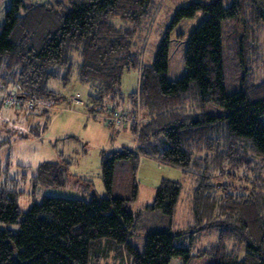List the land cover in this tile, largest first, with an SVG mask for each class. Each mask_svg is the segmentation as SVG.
I'll use <instances>...</instances> for the list:
<instances>
[{
    "label": "trees",
    "instance_id": "trees-1",
    "mask_svg": "<svg viewBox=\"0 0 264 264\" xmlns=\"http://www.w3.org/2000/svg\"><path fill=\"white\" fill-rule=\"evenodd\" d=\"M163 3L11 0L0 22V91L11 89L15 104L30 103V112L48 122L62 99L49 83L66 86L76 74L91 91L85 103L73 97V104L120 129L125 125L113 118L125 114L116 104L124 101L123 74L137 70L128 102L143 121L130 124L135 148L103 152L105 197L44 196L23 212L19 198L28 181L32 192L64 186L68 167L43 162L10 176L0 165V264H170L195 256L212 257L210 264H264V76L258 75L264 0H189L145 62L144 45ZM199 12L206 17L189 35L185 75L169 80V30ZM9 144L0 130V149ZM141 155L193 177L191 230H173L179 182L163 179L153 202L133 209ZM118 179L124 187L114 195ZM139 231H145L142 250L129 241Z\"/></svg>",
    "mask_w": 264,
    "mask_h": 264
},
{
    "label": "rangeland",
    "instance_id": "rangeland-1",
    "mask_svg": "<svg viewBox=\"0 0 264 264\" xmlns=\"http://www.w3.org/2000/svg\"><path fill=\"white\" fill-rule=\"evenodd\" d=\"M24 1L31 4L51 0ZM188 1L162 0L164 5L157 12L151 36L144 45L146 49L143 56L145 62L152 61L169 29L175 11ZM198 1L208 2L209 0ZM228 2L226 1V3ZM10 4L11 0H0V22L4 21L5 11ZM205 17V13L199 12L193 18L182 19L169 30L167 71L169 80H178L185 75V57L189 35ZM260 67L262 69L258 75L261 79L264 76V62L260 64ZM138 81L139 72L137 70H130L123 74L121 88L124 101L123 103L117 101L116 104L118 112L128 114V120L124 128L120 129L107 127L104 119L101 118V113L97 115L98 117L89 116L85 105L73 104V97L85 103L91 91V87L81 82L76 74L66 86L56 80L49 83V88L59 92L62 99L50 108L48 122L41 116L30 112L28 109L30 103L29 105L25 102L20 105L15 104V96L10 94L13 92L11 89L0 91V130L4 137L10 139V144L0 149L2 168L6 167L8 174L13 176L19 173V166H29L31 171H34L43 162H57L68 167L67 182L64 186H42L32 192L30 181H28L25 186L26 192L19 198L21 211H27L33 201L39 202L44 196L88 200L92 196L101 198L108 195L102 179V154L123 147L135 148L137 145V138L131 131L130 124L139 126L143 121V116L140 111L136 116H133L128 96L137 90ZM50 103H52L51 100L42 102L47 107L50 106ZM127 165L129 166V164ZM0 171L1 184L4 171L2 169ZM29 174L30 172L28 176ZM163 179L176 181L182 185L179 203L173 218V230L176 232L191 230L193 225L191 205L194 188L193 177L184 174L178 168L161 164L156 159L145 155L140 156L135 174L138 197L132 204L133 209L139 210L151 204L154 200L156 187ZM119 180H116L113 189L114 195H121L124 187V182ZM213 237L216 238L215 231L211 232L210 239ZM129 241L142 250L145 231H139ZM212 260L213 258L210 256H195L187 263L174 259L170 264H210ZM99 264H113V260L110 259L107 262L100 260Z\"/></svg>",
    "mask_w": 264,
    "mask_h": 264
},
{
    "label": "built area",
    "instance_id": "built-area-1",
    "mask_svg": "<svg viewBox=\"0 0 264 264\" xmlns=\"http://www.w3.org/2000/svg\"><path fill=\"white\" fill-rule=\"evenodd\" d=\"M76 101L77 102H81L78 98H76ZM113 119H114V123L116 125H125V124H127V120H128L126 114H124V115L123 114L122 115H116V116H114Z\"/></svg>",
    "mask_w": 264,
    "mask_h": 264
}]
</instances>
